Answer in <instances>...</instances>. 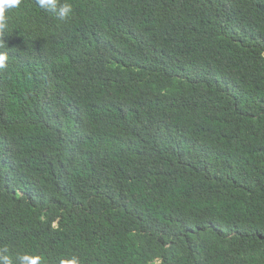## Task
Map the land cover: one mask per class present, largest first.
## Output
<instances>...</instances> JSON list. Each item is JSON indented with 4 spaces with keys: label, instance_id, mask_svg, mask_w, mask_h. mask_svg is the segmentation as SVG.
<instances>
[{
    "label": "trees",
    "instance_id": "obj_1",
    "mask_svg": "<svg viewBox=\"0 0 264 264\" xmlns=\"http://www.w3.org/2000/svg\"><path fill=\"white\" fill-rule=\"evenodd\" d=\"M64 3L5 12L0 258L264 264V0Z\"/></svg>",
    "mask_w": 264,
    "mask_h": 264
},
{
    "label": "clouds",
    "instance_id": "obj_2",
    "mask_svg": "<svg viewBox=\"0 0 264 264\" xmlns=\"http://www.w3.org/2000/svg\"><path fill=\"white\" fill-rule=\"evenodd\" d=\"M21 0H0V34H2L7 28V17L5 16L6 10H10L12 8H17L20 5ZM39 6L48 12L57 13V15L61 19H66L70 17L72 14L73 8L69 3H64L60 5L59 9H57V0H37ZM2 46V45H0ZM8 55L6 52L0 51V70H3L7 67ZM7 251V249H4ZM21 264L27 262V264H38L40 257H30L28 255H24L20 257ZM0 264H12V261L8 256H3L0 258ZM62 264H77L76 259L69 262H62Z\"/></svg>",
    "mask_w": 264,
    "mask_h": 264
}]
</instances>
